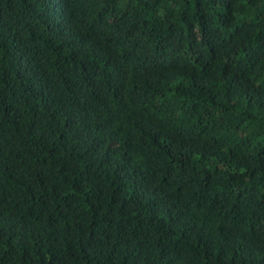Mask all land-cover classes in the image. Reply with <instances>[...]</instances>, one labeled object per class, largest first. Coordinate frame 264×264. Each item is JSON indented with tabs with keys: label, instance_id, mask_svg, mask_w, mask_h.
<instances>
[{
	"label": "trees",
	"instance_id": "1",
	"mask_svg": "<svg viewBox=\"0 0 264 264\" xmlns=\"http://www.w3.org/2000/svg\"><path fill=\"white\" fill-rule=\"evenodd\" d=\"M0 264H264V0H0Z\"/></svg>",
	"mask_w": 264,
	"mask_h": 264
}]
</instances>
